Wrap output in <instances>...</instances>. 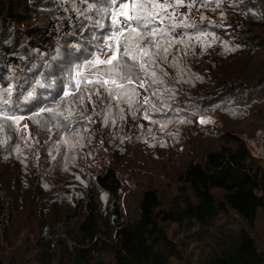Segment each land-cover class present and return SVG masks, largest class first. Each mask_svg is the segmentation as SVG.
<instances>
[{"label":"trees","instance_id":"1","mask_svg":"<svg viewBox=\"0 0 264 264\" xmlns=\"http://www.w3.org/2000/svg\"><path fill=\"white\" fill-rule=\"evenodd\" d=\"M73 5L87 8L0 0V93L35 89L19 124L0 116V264H264V161L250 144L264 130V0L180 9L205 35L177 29L191 46L175 44L155 68L164 82L131 106L89 100L90 85L64 97L68 53L83 60L106 32ZM61 100L71 134L33 117Z\"/></svg>","mask_w":264,"mask_h":264},{"label":"snow or ice","instance_id":"2","mask_svg":"<svg viewBox=\"0 0 264 264\" xmlns=\"http://www.w3.org/2000/svg\"><path fill=\"white\" fill-rule=\"evenodd\" d=\"M81 2L86 3L87 8L81 11L73 5V10L85 16V20L91 19L93 29L99 28L104 32L106 28V32L97 36L93 31L92 40L96 41L94 51L83 60L72 59L71 52L68 53L69 59L61 67L62 73L67 77L66 81H62L65 98L74 97L80 92L82 85H90L91 88L87 92L89 100L92 99L94 90L97 97H101L103 93L111 100L126 101L131 106L138 97L136 89L145 88L146 81L149 85H159L164 82L155 68L158 64L167 61L175 44L191 46V37L185 41L177 29H195L198 33L195 37L197 40L205 35L200 31L197 23L189 22L187 16L181 17L179 14V10L186 6L194 8L195 0L189 5L185 4V0H131V3L124 0H81ZM96 16L100 19H95ZM201 19L205 18L201 17ZM83 27L82 23L81 28ZM177 36L180 38L176 39ZM72 48L77 52L85 51L84 46L79 43L72 45ZM100 66L106 67L101 70ZM85 69H96V71L86 76ZM36 83L43 86L41 81ZM18 87L21 89L19 92L17 86L9 83L0 93V116L4 121L11 122L8 127L13 123L19 124L25 119L24 115L16 114L19 111L20 97L23 96L25 103L35 99L34 88L29 91L24 89L23 84ZM69 88L74 91L70 92ZM25 91L27 95H24ZM14 93H16L15 99H13ZM144 102H149L148 97L144 98ZM64 103L65 101L61 100L55 108L39 107L38 110L33 111V117L39 122L41 114L47 113L49 119L45 121V126L55 119L56 127L63 128L71 134L73 133L71 125L76 112L71 104L64 109ZM80 103H84V96L80 97ZM145 118H148L147 115ZM204 122L202 119L201 123ZM2 127L4 125L0 124V128ZM62 143L67 144L69 148L75 146L71 137L66 138Z\"/></svg>","mask_w":264,"mask_h":264},{"label":"built area","instance_id":"3","mask_svg":"<svg viewBox=\"0 0 264 264\" xmlns=\"http://www.w3.org/2000/svg\"><path fill=\"white\" fill-rule=\"evenodd\" d=\"M143 93H145L143 91ZM252 146L254 148V156L257 159L264 161V130H260L256 134V138L252 142Z\"/></svg>","mask_w":264,"mask_h":264},{"label":"rangeland","instance_id":"4","mask_svg":"<svg viewBox=\"0 0 264 264\" xmlns=\"http://www.w3.org/2000/svg\"><path fill=\"white\" fill-rule=\"evenodd\" d=\"M126 1H128V0H124V2H126ZM102 58H103V57H102ZM144 89H145V88H143V89H141V90H144ZM141 94H142V93H141ZM142 96H144V95L142 94ZM145 97H148V96H147V95H145ZM145 97H144V98H145ZM246 111L248 112V110H247V109H246ZM248 114H249V113H248ZM155 135H156V136H157V135H158V136H160V134H159V133H157V132L155 133ZM166 136H167V135L165 134V136H164V137H166ZM252 142H253V140H252V141H251V143H250V144H251V146H252ZM252 147H253V146H252Z\"/></svg>","mask_w":264,"mask_h":264},{"label":"clouds","instance_id":"5","mask_svg":"<svg viewBox=\"0 0 264 264\" xmlns=\"http://www.w3.org/2000/svg\"><path fill=\"white\" fill-rule=\"evenodd\" d=\"M126 2H128V3H131V0H128V1H126ZM143 91L145 92V93H143ZM141 93L145 96V95H147L148 96V93L146 92V90L144 89V90H141Z\"/></svg>","mask_w":264,"mask_h":264}]
</instances>
